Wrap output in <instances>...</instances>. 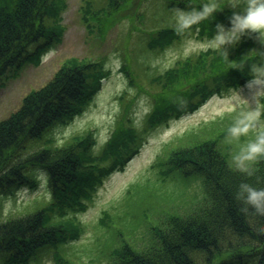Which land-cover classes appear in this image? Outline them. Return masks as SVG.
I'll return each mask as SVG.
<instances>
[{
    "label": "trees",
    "instance_id": "1",
    "mask_svg": "<svg viewBox=\"0 0 264 264\" xmlns=\"http://www.w3.org/2000/svg\"><path fill=\"white\" fill-rule=\"evenodd\" d=\"M146 1L188 13L181 25L165 24L141 34L144 49L152 54L186 36L214 37L222 30L218 25L230 28L233 13L243 14L249 3L239 0L233 7L229 0ZM134 2L95 0L96 7L88 2L83 16L88 25L95 19L103 35ZM67 6V0H0V79L25 63L40 64L61 42ZM120 69L137 93L145 90L149 95L147 124L136 127L127 116L128 103L99 150L91 128L76 132L62 145L53 129L72 121L95 98L111 74L103 58L64 60L52 79L29 91L17 110L0 119V198L22 187L36 188L39 173L46 175L51 192L49 199L36 198L17 212L0 214V264H44L45 256L49 264H80L65 244L79 235L78 212L87 208L97 187L139 150L151 128L193 112L214 93L264 72V36H243L237 43L186 56L162 72L151 71L147 87L136 80L125 59ZM261 103L264 117V95ZM227 120L235 128L256 130L244 112L236 110L177 135L188 142L167 143L153 163L163 186L150 179L132 183L121 205L103 210L98 225L108 233L96 241L95 264H264V214L236 195L242 183L264 186V153L249 159L248 166L232 163L209 138ZM173 172L179 175L170 176ZM181 176L186 185L196 181L202 196L194 197L200 198L194 206L171 208L169 203L186 198L177 199L164 181Z\"/></svg>",
    "mask_w": 264,
    "mask_h": 264
},
{
    "label": "rangeland",
    "instance_id": "2",
    "mask_svg": "<svg viewBox=\"0 0 264 264\" xmlns=\"http://www.w3.org/2000/svg\"><path fill=\"white\" fill-rule=\"evenodd\" d=\"M67 1L68 6L63 12L62 24L65 30L61 42L44 55L40 64L25 63L19 70L11 69L0 79V119H2L21 106L24 96L29 91L42 87L52 79L64 60L70 57L104 59L105 65L111 69V74L102 81L90 105L76 115L72 121L66 124L59 123L53 129L55 140L61 145L68 138H72L76 132L91 128L97 140L94 146L96 150H99L109 138L116 118H120L121 110L127 109L128 103L127 116L133 119L139 130L145 127L150 111L147 97L149 95L145 90L137 93L136 86L120 69L124 59L130 65L131 73L135 75L136 80L145 83L147 87L149 72H162L186 56H193L208 48H221L228 45L220 44L215 38L217 34L212 38L186 36L162 52L147 53L144 49L145 38H141L145 30L165 24L181 25L185 23L188 13L185 11L170 12L162 3L135 0L131 6L133 8H129L125 14L121 15V20L117 24H112L101 35L95 19L88 21L91 24L88 25L83 16L87 3L92 2L95 6V0ZM229 1L232 6L240 4L239 0ZM133 14L136 16L130 22L128 19ZM251 34L253 33L249 32L244 37ZM228 39L230 41L233 39V33H228ZM263 95L264 72L258 73L256 77L241 86L213 94L195 112L172 118L167 124L159 123L151 128L139 150L122 167H117L104 179L93 197L87 200V208L78 212L82 229L76 238L70 239L65 244L66 250L73 255V258L79 260L80 264H95L92 260L99 251L96 241L99 238H105L108 233L98 225L103 210L121 205L122 198L132 183L147 179L161 183L157 179L159 176L153 163L164 152V147L171 140L169 146L189 141L188 139L181 141L176 138L177 135L180 136L190 129L199 128L226 113L241 110L254 124L256 129L254 132L241 126L235 128L234 124L227 120V122H221L222 128L211 134L209 138L217 141L218 147L228 155L232 163L239 167L250 165L252 161L244 159L248 153L246 147L264 139V117L261 103ZM233 129H236L235 133ZM243 130H246L245 134L248 139L244 137ZM238 142H240L239 145H237ZM236 157H241V159L237 160ZM40 174H38L36 188L26 186L17 189L10 196L0 198V214L5 216L8 212H17L26 204H31L36 198L41 200L51 198L47 177L45 174ZM178 175V172H173L170 176ZM184 180L185 177L181 176L169 177L164 181L165 186L170 188L169 191L178 195L177 199L183 196L186 198L185 203L182 200L176 201L175 204L169 203L171 208L184 209L194 206L202 196L203 190L199 188L196 181L186 185ZM160 186L163 184L161 183ZM199 196V199L194 198ZM144 227L146 229V226ZM141 231L138 230L136 233L138 238ZM132 236L135 235L132 234ZM49 261V257L43 258L44 264H49ZM104 263L103 261L102 264Z\"/></svg>",
    "mask_w": 264,
    "mask_h": 264
},
{
    "label": "clouds",
    "instance_id": "3",
    "mask_svg": "<svg viewBox=\"0 0 264 264\" xmlns=\"http://www.w3.org/2000/svg\"><path fill=\"white\" fill-rule=\"evenodd\" d=\"M235 6L234 4L233 7ZM218 28L223 29V31L218 32L215 38L222 45L237 43L249 32L264 36V0H249L247 9L243 14L233 13L230 28H226L224 25H218ZM230 32L233 33L231 41L228 39ZM232 131L235 133L236 129ZM262 153H264V139L252 143L244 159H252ZM236 159L240 160L241 157H236ZM236 195L238 199L250 205L257 213L264 214V186L256 187L242 183Z\"/></svg>",
    "mask_w": 264,
    "mask_h": 264
}]
</instances>
